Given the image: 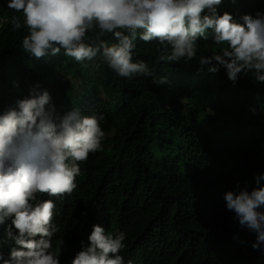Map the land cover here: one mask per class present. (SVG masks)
<instances>
[{
	"label": "trees",
	"instance_id": "obj_1",
	"mask_svg": "<svg viewBox=\"0 0 264 264\" xmlns=\"http://www.w3.org/2000/svg\"><path fill=\"white\" fill-rule=\"evenodd\" d=\"M219 11L237 16V4L224 0ZM12 15L21 14L0 0V111L38 81L58 113L76 107L105 116L104 150L80 164L71 196L38 194L56 204L53 248L64 241L61 264H71L93 224L127 234L121 254L131 264H264L241 242L246 238L223 198L241 180L263 174L264 85L250 73L233 84L223 68L198 72L199 57L220 47L203 40L187 65L156 64V42L136 41L134 61L147 62L156 79L168 76L162 86L120 78L98 59H36L22 53L27 31L12 30Z\"/></svg>",
	"mask_w": 264,
	"mask_h": 264
},
{
	"label": "clouds",
	"instance_id": "obj_2",
	"mask_svg": "<svg viewBox=\"0 0 264 264\" xmlns=\"http://www.w3.org/2000/svg\"><path fill=\"white\" fill-rule=\"evenodd\" d=\"M224 0H7L13 31L24 27L22 53L36 59L61 54L79 64L99 60L118 77L159 79L144 60L134 61L136 41L156 42L154 63L185 65L197 59L199 41L220 46L201 55L198 72L221 68L237 83L251 74L264 85V0H228L237 16L219 11ZM22 21V22H21ZM110 37V39H109ZM14 87H19L13 82ZM103 113L60 114L50 92L37 81L28 94L0 111V264H61L62 246L53 199L76 190L80 164L103 151ZM224 194L242 243L264 256V171ZM250 189L251 191H249ZM239 191V192H237ZM69 200V199H66ZM63 200L62 202H65ZM87 216V212L81 213ZM127 234L93 224L71 264H131L121 254Z\"/></svg>",
	"mask_w": 264,
	"mask_h": 264
}]
</instances>
